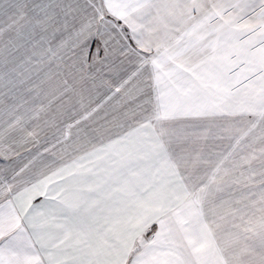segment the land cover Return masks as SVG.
<instances>
[{
	"label": "snow or ice",
	"instance_id": "snow-or-ice-1",
	"mask_svg": "<svg viewBox=\"0 0 264 264\" xmlns=\"http://www.w3.org/2000/svg\"><path fill=\"white\" fill-rule=\"evenodd\" d=\"M0 264H264V0H0Z\"/></svg>",
	"mask_w": 264,
	"mask_h": 264
}]
</instances>
